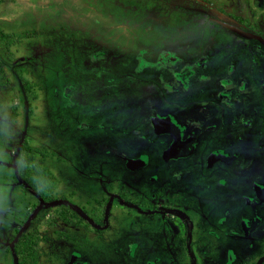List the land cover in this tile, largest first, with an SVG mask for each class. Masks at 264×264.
I'll return each mask as SVG.
<instances>
[{"label": "rangeland", "instance_id": "rangeland-1", "mask_svg": "<svg viewBox=\"0 0 264 264\" xmlns=\"http://www.w3.org/2000/svg\"><path fill=\"white\" fill-rule=\"evenodd\" d=\"M227 24L264 34V0H0V264H17L13 250L23 248L29 233L21 257L35 251L36 264H68L75 255L93 264H145L157 254L164 256L161 264H179L184 247L152 248L149 255L137 248L132 254L134 242L143 246L159 239L160 219L146 220L154 227L145 228L147 222L127 201L112 200L101 220L105 202L94 201L106 200L117 188L129 199V190L138 191L147 203L152 193L166 195L165 185L151 180L170 175L162 156H148L147 168L130 173L106 149L120 154L138 145L134 149L145 151L143 134H152L147 118L154 114L197 131L198 106L215 100L217 88L211 85L230 62L250 74L264 60L256 41ZM186 67L190 71L182 74ZM259 77L264 80V74ZM216 114L231 131L230 117ZM198 163L184 161V168L199 170L183 175L188 197L180 204L197 214L193 240L197 222L216 224L237 193L232 167L211 173ZM221 176L228 181L222 184ZM15 180L35 181L34 190L50 202L67 201L85 214L98 211L97 227L69 205L42 207L41 198L23 193L24 185L5 183ZM160 200L156 209H169ZM184 222L179 228L189 233L193 223ZM217 226L220 235L235 222ZM215 242L208 237V256L223 261ZM231 246L243 249L242 242ZM195 253L190 248L189 258Z\"/></svg>", "mask_w": 264, "mask_h": 264}, {"label": "flooded vegetation", "instance_id": "flooded-vegetation-1", "mask_svg": "<svg viewBox=\"0 0 264 264\" xmlns=\"http://www.w3.org/2000/svg\"><path fill=\"white\" fill-rule=\"evenodd\" d=\"M258 36L264 40V34ZM256 42L260 48V55L262 53L264 58V45L258 41ZM263 61L260 60V64L251 66L250 74H245L240 70L237 71L236 63L234 61L230 62L224 76H217L214 85H211L217 88L215 100L205 101L198 106L201 118L197 119V125H195L197 131L185 128L181 120L174 122L173 120L155 117L154 114V117L147 118L148 122H151L152 134L146 131L143 134L144 136L141 135L145 140L143 144L145 151L140 152L139 149H134L139 148L138 145L128 147V154L125 152L119 154L106 149V152L111 151L122 162V167L119 168H125L130 173H137L147 168L150 165L148 156L152 158L159 154L165 161L167 169L170 170L169 176L174 178L172 179L169 176L162 178L152 175V181H161L160 184L165 185V188L163 186L162 188L165 190L166 195L157 197L152 193V200L149 203L145 201L143 194L138 191L132 193V190H127L131 192V199H129L123 193L124 188H117L116 190L113 188L114 191L106 193L108 194L106 200L104 199L106 196H103L101 200L94 201L105 202V204L101 203L104 207L100 214L102 215L101 220L104 216L107 217L108 205L106 204L112 200L127 201V207L138 214V217L143 221L160 219L155 231V235L159 239L150 238V242L141 243L143 246H140L138 242H134L130 245L133 255L137 248H140L141 252L147 251L146 253L149 255L152 248L164 247L165 251L174 248L179 249L180 252L184 247L186 254L182 257L179 256V264H264V80L263 77H259V74H264ZM189 71L190 69L186 67L182 74H187ZM188 86V84L184 85L183 89ZM228 87L230 90L227 89ZM203 91L204 89L198 92L202 93ZM225 107H227V111H225ZM216 112L219 113L220 117L225 114L230 117L231 131H228V128L225 127L226 123L218 122ZM137 133H140V131H137ZM187 160H194L195 165L199 162L198 168L210 170L211 173L219 169L218 167L221 170H229L232 167L235 172L231 181H234L237 192L236 198L234 197L233 206L218 216L217 222L220 227H223L228 222L233 221L235 226H231L223 232L220 230V235L218 234L219 230H214L218 228L217 223L214 224L208 220V225H203L202 222L199 225L196 220L198 236L193 240V221L195 219L192 220V217H196V219L198 217L196 213L195 215L189 214L180 206L185 197H188L183 194L184 184L182 181L186 180L182 179L183 175L199 169L184 168V161ZM5 163L8 166L6 164L4 166H10L9 162ZM218 180L222 184L228 181L222 176ZM167 181L179 182H177V185ZM15 182L17 181L15 180ZM34 183L36 184L35 181L22 182V185L26 186L27 189L25 190L26 195L34 196L38 201L42 199L45 203L50 202V199L41 194L38 195V192L32 187L35 186ZM21 188L23 187L21 186ZM173 189L174 192L171 191ZM158 198L161 199L159 202L168 206L169 209H156L155 201ZM150 204L154 205L155 208H151ZM96 214L99 215L98 211L86 212V217L95 225H98L96 221L99 220H97ZM47 215L48 213H43V219L49 221ZM187 219L193 223V229L189 233L183 228H179L182 224L186 227L184 220ZM84 221L89 227L92 226L87 220L84 219ZM164 225L165 227H163ZM150 227L152 228L154 225L147 222L145 228ZM98 229L102 230L104 228L98 226ZM189 234L190 236H188ZM208 237L216 240L214 248L221 250L219 253H225L223 261L208 256ZM232 241L242 242V251L234 249L231 246ZM192 247L196 248V253L193 258H189L188 250ZM77 257L75 255L68 264H93L87 261H78ZM163 257L157 254L154 258H145L144 263L161 264L165 260ZM150 259L152 261L149 262Z\"/></svg>", "mask_w": 264, "mask_h": 264}, {"label": "water", "instance_id": "water-1", "mask_svg": "<svg viewBox=\"0 0 264 264\" xmlns=\"http://www.w3.org/2000/svg\"><path fill=\"white\" fill-rule=\"evenodd\" d=\"M230 31H232L233 33L239 35L240 37H243L245 39H249V40H256L260 43H262L264 45V40L262 39V37L258 36V35H255L253 33H250V32H246L236 26H233V25H225ZM60 204H66V205H69L71 206V208L78 212V214H80V217H82L83 219L87 220L93 227H96V225L88 218L86 217V214L84 212L81 211V209L77 206H74V205H71L69 202L67 201H64V200H58V201H55V202H43L41 201L40 205L45 207V208H49V207H54V206H58Z\"/></svg>", "mask_w": 264, "mask_h": 264}, {"label": "trees", "instance_id": "trees-1", "mask_svg": "<svg viewBox=\"0 0 264 264\" xmlns=\"http://www.w3.org/2000/svg\"><path fill=\"white\" fill-rule=\"evenodd\" d=\"M30 237H31V233H29V235L24 236V239L22 241V245H23L22 249L19 247H15L13 250L15 253V256H16L17 264H35L36 263V255L37 254L35 253V251H29L27 256L21 257V255L23 254L22 251L28 245L27 244V238L29 239ZM27 258H29L30 261H26Z\"/></svg>", "mask_w": 264, "mask_h": 264}, {"label": "crops", "instance_id": "crops-1", "mask_svg": "<svg viewBox=\"0 0 264 264\" xmlns=\"http://www.w3.org/2000/svg\"><path fill=\"white\" fill-rule=\"evenodd\" d=\"M23 182V181H22ZM22 182L20 181H17V182H15V181H5V183H6V185L8 186V187H10V185L12 184L14 187H17V186H20L21 184H22ZM4 183V184H5ZM3 184V185H4ZM26 187V186H25ZM23 193H25V191H23ZM25 212H27V208H25V210H24V213ZM12 228H14V230H17V227H15V225H13L12 226ZM19 228V227H18ZM8 237H12V234H10Z\"/></svg>", "mask_w": 264, "mask_h": 264}]
</instances>
